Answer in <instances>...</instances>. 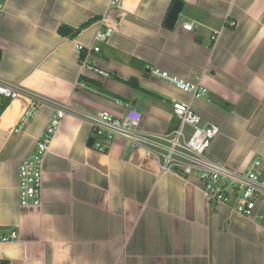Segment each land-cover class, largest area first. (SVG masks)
<instances>
[{
    "label": "crops",
    "instance_id": "0c3cea01",
    "mask_svg": "<svg viewBox=\"0 0 264 264\" xmlns=\"http://www.w3.org/2000/svg\"><path fill=\"white\" fill-rule=\"evenodd\" d=\"M1 1L0 78L51 102L19 129L26 95L0 116V237L17 235L0 247L2 264H264L262 204L259 220L212 206L200 182L161 174L141 148L121 140L102 152L89 146L90 128L78 117H119L128 105L141 112L142 131L164 134L177 123L172 100L190 97L152 71L199 80L208 99L191 108L202 125L219 128L207 155L237 170L264 163V0H121L113 9L110 0ZM176 1L183 7L169 30ZM105 25L114 31L95 45ZM61 26L69 35L59 34ZM76 44L99 47L87 64L107 77L80 67L86 52ZM55 104L67 110L44 159L42 202L21 207L18 166Z\"/></svg>",
    "mask_w": 264,
    "mask_h": 264
},
{
    "label": "built area",
    "instance_id": "2783aa9c",
    "mask_svg": "<svg viewBox=\"0 0 264 264\" xmlns=\"http://www.w3.org/2000/svg\"><path fill=\"white\" fill-rule=\"evenodd\" d=\"M121 0H110L111 9L119 6ZM4 14V6L0 0V17ZM107 19L102 18V25ZM231 25H234L231 23ZM183 30L191 31V24H184ZM113 28L105 25V30H98L94 44L105 43L112 35ZM220 31L211 35L215 45ZM78 53L86 52V58L80 59V67L87 68L101 76L105 72L88 66L87 58L91 53L99 52L97 46L75 45ZM152 75L167 82L180 92L189 95L190 102L183 103L172 100V113L176 126L164 134H149L139 127L141 112L132 106H124L122 116H114L106 111L96 114H78L85 122L93 137L92 146L102 152L114 140L123 141L130 149L141 148L146 154L158 161L159 172L169 173L183 179H195L200 182L199 190L212 206L227 205L230 210L251 220H259L262 216L255 214L257 203L264 206V163L254 160L248 168L237 170L212 160L207 151L211 141L219 134L215 125L201 124V118L191 108L192 100L208 99V90L199 80L194 83L185 82L166 72L152 71ZM21 95L28 97V108L19 119V126L35 118L39 108L49 102L47 99L23 90L22 87L0 78V116L5 106ZM55 112L51 116L41 138L37 141L33 154L18 166V201L21 207H39L42 202L43 164L49 151L51 141L58 130L65 114L66 106L55 104ZM18 129L16 131H18ZM229 190V191H228ZM236 203L230 205L231 199ZM17 240L16 233L0 237V247L3 244ZM0 264L1 255H0Z\"/></svg>",
    "mask_w": 264,
    "mask_h": 264
},
{
    "label": "water",
    "instance_id": "95a60500",
    "mask_svg": "<svg viewBox=\"0 0 264 264\" xmlns=\"http://www.w3.org/2000/svg\"><path fill=\"white\" fill-rule=\"evenodd\" d=\"M182 7L183 6L179 1L174 2L170 12L168 13V15L166 17L165 23H164V27L166 29L171 30L174 28V26L177 22V18L182 11ZM92 143H93V139H90L88 142V145L92 146Z\"/></svg>",
    "mask_w": 264,
    "mask_h": 264
},
{
    "label": "trees",
    "instance_id": "16d2710c",
    "mask_svg": "<svg viewBox=\"0 0 264 264\" xmlns=\"http://www.w3.org/2000/svg\"><path fill=\"white\" fill-rule=\"evenodd\" d=\"M58 32H59V34H60L61 36L69 35V33H70L69 29L66 28L65 26H61V27L59 28ZM87 82H91V81H87ZM91 83H93V85H94L95 87L97 86V84H95V82H91Z\"/></svg>",
    "mask_w": 264,
    "mask_h": 264
},
{
    "label": "rangeland",
    "instance_id": "374dc122",
    "mask_svg": "<svg viewBox=\"0 0 264 264\" xmlns=\"http://www.w3.org/2000/svg\"><path fill=\"white\" fill-rule=\"evenodd\" d=\"M229 191V190H228Z\"/></svg>",
    "mask_w": 264,
    "mask_h": 264
}]
</instances>
